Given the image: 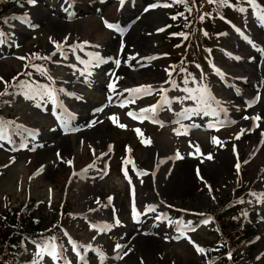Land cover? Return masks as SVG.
<instances>
[{
  "label": "rangeland",
  "instance_id": "obj_1",
  "mask_svg": "<svg viewBox=\"0 0 264 264\" xmlns=\"http://www.w3.org/2000/svg\"><path fill=\"white\" fill-rule=\"evenodd\" d=\"M194 1L173 36L170 0H0V213L39 221L20 264H201L220 210L249 231L233 254L264 264V0H237L207 39L209 2ZM176 55L193 79L174 78Z\"/></svg>",
  "mask_w": 264,
  "mask_h": 264
},
{
  "label": "trees",
  "instance_id": "obj_2",
  "mask_svg": "<svg viewBox=\"0 0 264 264\" xmlns=\"http://www.w3.org/2000/svg\"><path fill=\"white\" fill-rule=\"evenodd\" d=\"M231 1V0H228ZM173 4V23L169 28L177 30L181 35V30L186 26L187 16L192 13L194 0H183ZM208 18L214 19L215 13H221L225 6L224 0H216L209 3ZM9 6L0 4V33L2 32L3 18ZM213 19L207 20L210 30L213 29ZM200 40V39H199ZM202 43H205L204 40ZM180 56L176 55L174 63L180 61ZM13 82V80H11ZM2 102L0 100V110ZM240 202V201H239ZM214 223L215 241L203 248L204 264H247L238 255L233 254L235 250L242 247L249 237L240 217L229 215L226 210H220L211 215ZM39 221L34 218L32 213H28L26 207L12 209L6 207L0 213V264H20V254L26 239L38 234ZM41 242L35 241V246L39 247Z\"/></svg>",
  "mask_w": 264,
  "mask_h": 264
},
{
  "label": "snow or ice",
  "instance_id": "obj_3",
  "mask_svg": "<svg viewBox=\"0 0 264 264\" xmlns=\"http://www.w3.org/2000/svg\"><path fill=\"white\" fill-rule=\"evenodd\" d=\"M31 2H34V0H31ZM174 2H183V0H174ZM208 2L209 3H214V2H216V0H208ZM225 2H226V0H225ZM247 3L254 4L255 3V0H247ZM163 6L164 7H168L169 5L165 4ZM241 11H243V9H241ZM262 11H264V10H262ZM259 18L262 21H264V15H261ZM173 19H175V17H173ZM107 26L110 27V28L113 27L112 25H107ZM160 31H163V29H160ZM2 36H3V33H0V37H2ZM0 42H2V41H0ZM57 47L59 48L60 46L57 45ZM54 54L55 53H53V55ZM21 59H23V58H21ZM92 59L96 62V65L95 66H98L99 63L101 62V59H100L99 56H94V57H92ZM104 62H106V61H104ZM114 63L117 65V67H119V65H120V61L119 60H115ZM88 74L90 75L91 73H88ZM108 88L111 91H115V88H114V84L113 83H109L108 84ZM59 91L63 92L64 90L63 89H60ZM125 91H131L133 93H140V92H143V91H147V89H145V88H135V89H131V90H127L126 89ZM204 91H206V90H204ZM32 93H33L34 96H39L41 98H43V97L46 96L48 98H51L53 101H55L54 90L42 89V88H40V86H37L35 89L32 90ZM6 94H7V92L0 93V95H6ZM201 99H202V97H201ZM143 111H145V112H148V111L155 112V107H153L151 109H145ZM128 115L131 116L133 119H136L137 118L132 113H128ZM109 119H111L114 123L116 122V118L115 117H110ZM245 119H248V117H245ZM253 119L258 120L259 117H255ZM94 123H96V122L93 121L92 124H94ZM92 124H90L89 126H92ZM121 127H123V126L121 125ZM7 129H8V125L0 124V140H4L5 139V134L7 132ZM137 131H139V130H137ZM242 133H243V130H242ZM177 134L179 135L180 133H177ZM262 135H264V133H262ZM236 138L239 139V136H237ZM212 142L214 144L215 143H218V141L216 140V138H213ZM145 143H148V142L145 141ZM197 151H199L198 146H197ZM176 158L177 159H182L183 157L179 156V153H177ZM211 158L212 157L210 155L207 157V159H211ZM127 163H130V161H125V164H127ZM89 167H91V165ZM237 170H239V165H237ZM124 175H125V178L127 179V172L126 171L124 172ZM197 175L199 176V171H197ZM111 199L112 198L109 197V202H111ZM97 202L99 203V201H97ZM150 210H154V209H150ZM133 214H134V217H135V209H133ZM118 223H119V221H117V224ZM106 227L107 226H105V228L98 229V231L106 230ZM191 230H194V229H191ZM120 247H121L120 245H117V250L120 249ZM74 250H75V248H74ZM197 251H201V249L197 248ZM45 252H47L49 255H51L53 259L60 258L58 256V253H57V250H56L55 245H45L43 247V249L41 250V252L37 253V255L42 258ZM125 255H127V253H125ZM119 258H123V257H119ZM34 264H39V262L36 261V262H34Z\"/></svg>",
  "mask_w": 264,
  "mask_h": 264
},
{
  "label": "bare ground",
  "instance_id": "obj_4",
  "mask_svg": "<svg viewBox=\"0 0 264 264\" xmlns=\"http://www.w3.org/2000/svg\"><path fill=\"white\" fill-rule=\"evenodd\" d=\"M242 80H240V82H241ZM243 82V81H242ZM246 87L249 89V91H245L244 90V92H245V95L244 96H242L243 97V99L246 101V102H251L252 100H254V97H255V93L253 92V89H252V87L250 86V85H246ZM237 91V90H236ZM237 92H239V91H237ZM238 94H240V93H238ZM238 103V102H237ZM243 107V106H242ZM242 107H240V106H234V107H232V108H234V109H237L239 112H240V110H242ZM245 110V109H244ZM243 110V111H244ZM227 163H228V160H227V157H222L221 159H220V161H219V163H218V167L220 168V169H225V167H226V165H227ZM182 179V178H181ZM190 181H191V179L189 178V174H188V172H186V173H184V178H183V180H181V182L180 183H182L183 184V186H188L189 185V183H190ZM180 186V185H179ZM183 188H185V187H183ZM94 190V189H93ZM174 192H175V190H173ZM172 192V191H171ZM161 230V229H160ZM159 230V231H160ZM151 231V230H150ZM145 233V232H144ZM146 240H148V239H146ZM140 242V241H139ZM138 243V242H137ZM143 243V242H142ZM139 248V247H138Z\"/></svg>",
  "mask_w": 264,
  "mask_h": 264
}]
</instances>
